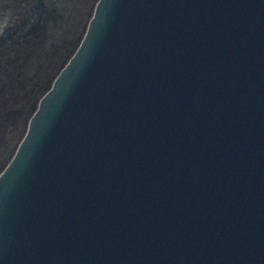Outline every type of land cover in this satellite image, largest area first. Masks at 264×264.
Returning <instances> with one entry per match:
<instances>
[{"label":"water","instance_id":"water-1","mask_svg":"<svg viewBox=\"0 0 264 264\" xmlns=\"http://www.w3.org/2000/svg\"><path fill=\"white\" fill-rule=\"evenodd\" d=\"M0 264H264V0H97L0 172Z\"/></svg>","mask_w":264,"mask_h":264},{"label":"trees","instance_id":"trees-1","mask_svg":"<svg viewBox=\"0 0 264 264\" xmlns=\"http://www.w3.org/2000/svg\"><path fill=\"white\" fill-rule=\"evenodd\" d=\"M97 0H0V172L41 96L77 48Z\"/></svg>","mask_w":264,"mask_h":264},{"label":"rangeland","instance_id":"rangeland-1","mask_svg":"<svg viewBox=\"0 0 264 264\" xmlns=\"http://www.w3.org/2000/svg\"><path fill=\"white\" fill-rule=\"evenodd\" d=\"M8 19H9V14L7 12H0V33H2L3 30L7 27Z\"/></svg>","mask_w":264,"mask_h":264}]
</instances>
